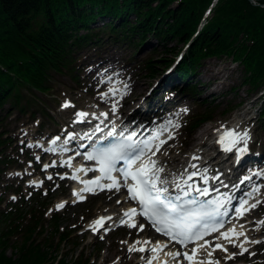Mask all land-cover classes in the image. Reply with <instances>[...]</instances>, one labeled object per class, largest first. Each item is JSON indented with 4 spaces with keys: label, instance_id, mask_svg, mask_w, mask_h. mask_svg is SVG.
Returning a JSON list of instances; mask_svg holds the SVG:
<instances>
[{
    "label": "rangeland",
    "instance_id": "rangeland-1",
    "mask_svg": "<svg viewBox=\"0 0 264 264\" xmlns=\"http://www.w3.org/2000/svg\"><path fill=\"white\" fill-rule=\"evenodd\" d=\"M212 14L213 12L210 16ZM129 18L134 20L135 14H130ZM99 24L100 22H95L92 25L97 30ZM100 35L103 37L101 44H89L79 51L75 68L66 73L56 74L49 91L41 93L24 90L22 105L15 107L1 122L0 129L7 132L11 138L7 147V156L12 162L7 167L3 166L5 171L0 174V194L5 199L2 208L7 210L12 209L11 203L19 200L21 196H29L33 190L41 188L49 193L51 190V195L56 199L53 208H50L46 216L50 218L54 210L60 211L67 232L73 233L64 242L60 241V234H53L50 239L55 244L56 253H63L73 260L82 252L86 259H92V263L95 264H123V250L128 249L129 244L135 241L141 243L146 240L151 241L156 233L150 228L139 231V227L133 229L126 225L117 226L109 232L92 231L90 225H93L100 214H112L116 207L125 209V202L117 203L122 201L124 196L104 193L91 197L85 202L76 203L72 199L73 186L70 180L63 179L56 173L53 176L52 171L44 169L43 160L47 158V154L35 143L59 131L63 123L75 115V109H71L73 113L66 112L62 104L71 98L76 109L94 110L104 105L114 115H117V108L122 106L121 112L117 115L121 118L137 105L136 113L141 108H148V111L147 114L135 113L134 118H145V120L152 119L157 112L162 115L163 110L167 109L168 112L174 107L181 115L180 120L176 122L180 127L170 130L174 138L169 139L165 149L156 156L164 161L165 169L169 172H177L184 166L182 161L192 152L193 146L199 143L193 138L199 129L210 126L209 135L205 138V142L210 144L213 141L211 137L214 135L215 127L236 119L244 122L245 129L250 130L252 138L247 147L250 152L251 148L254 149L243 157L239 168L248 169L250 164L261 163V172H264V126L259 113L264 106V83L259 87L249 88V84L244 82L246 73L241 63L227 56H214L202 60L197 72L190 76L189 80L193 85L196 84L190 90L185 80L184 82L174 80L176 78L174 69L187 49L186 43L172 39L158 44L156 39H151L144 45L135 47L122 38L114 41L111 36L106 37L107 33ZM149 58L156 61L154 74L150 73L146 66V60ZM161 59H168L169 62L164 64ZM104 72H112L114 77L109 78L108 73ZM108 79L105 85L103 82ZM113 82H116L117 87L123 88L122 95L118 101L114 97L108 104H103L104 94L115 93L110 89ZM131 82L137 83L136 87L141 86V91L133 104L124 107L123 96H127L134 89V85H130ZM104 85V90L100 92L98 87ZM114 105L116 111L112 110ZM202 114L209 115L210 119L189 131L194 118ZM204 149L209 155L215 154L218 150L209 148V145ZM37 157L40 159L37 160ZM219 158H223L222 154L217 156V159ZM233 159L229 157L222 164L227 166ZM48 176H52V180H48ZM31 181L37 183L43 181V183L40 186H33L30 184ZM16 187L20 192H16ZM261 191L263 195L259 199L260 205L247 215L245 222L248 223V238L264 241V226L258 223L264 221V189ZM12 197L16 199L13 200ZM63 200L67 202L62 203ZM61 203L64 207L58 208ZM48 228L53 231V228L49 226ZM23 239V233L15 236L12 242L13 248H10L12 253H15V246ZM246 244L249 245L247 247L249 253L254 252L256 255L244 253L237 263L228 261L225 252H217L209 259L219 260V264H264V243ZM230 252L239 254L240 248L232 244ZM108 255L113 256L112 262H105ZM205 260L203 258V261Z\"/></svg>",
    "mask_w": 264,
    "mask_h": 264
},
{
    "label": "trees",
    "instance_id": "trees-1",
    "mask_svg": "<svg viewBox=\"0 0 264 264\" xmlns=\"http://www.w3.org/2000/svg\"><path fill=\"white\" fill-rule=\"evenodd\" d=\"M214 0H0V124L22 105L23 91L45 93L56 74L75 68L79 51L101 44L102 33L114 41L139 47L178 39L187 49L175 66L176 78L192 90L194 75L207 57L227 56L241 63L249 88L264 83V0H218L199 29ZM135 14L131 20L130 14ZM100 22L98 29L92 25ZM137 50V49H136ZM160 61L168 63V59ZM155 59L146 60L156 73ZM264 126V106L259 111ZM209 118L199 115L190 128ZM8 133L0 129V174L11 164ZM20 192L18 188H15ZM0 194V264H95L83 253L70 260L56 253L53 234L68 240L61 214L48 218L54 202L42 190L22 196L3 209ZM50 228H53L51 231ZM24 239L13 248L15 236ZM52 233V234H51Z\"/></svg>",
    "mask_w": 264,
    "mask_h": 264
},
{
    "label": "snow or ice",
    "instance_id": "snow-or-ice-1",
    "mask_svg": "<svg viewBox=\"0 0 264 264\" xmlns=\"http://www.w3.org/2000/svg\"><path fill=\"white\" fill-rule=\"evenodd\" d=\"M106 95V94H105ZM63 108L74 107L69 101L62 104ZM113 111H116L115 105L113 106ZM102 116L107 117V113H102ZM78 121L83 123L85 118L89 116L87 112H78ZM102 123V121H101ZM169 125L172 128H179L180 125L169 121ZM167 127V126H166ZM96 131H102L99 124L96 126ZM112 137L111 140L106 145L96 147L92 152L87 155L88 160L96 161L99 164V171L102 173L101 177H97L93 181H83L86 185L84 191H94L95 189L88 187V185H96L102 190L107 188L109 191L112 189L119 190L122 186L127 189L130 193V198L134 201H138L140 205V211L138 213L136 208H132L123 213V217L120 218V225H127L130 228H137V223L133 220L136 215H141L151 223L158 233L170 238L171 241H175L183 248L192 243L196 244L197 241H201L205 236L210 235L213 232H218L224 227V221L220 219L227 215V210L221 211L225 206V203H231L232 197H225L224 199H213V200H200V196H207L209 190L207 187L200 188L194 184L188 183L193 177L197 175L203 180L204 184L208 183L209 177L207 176V169L199 170L198 165L190 164L189 167L197 169L192 171L187 175V179H183L180 182V178H177L175 174L173 179L169 180L167 176H163L165 173V163H161L158 159L154 157L158 152H160L161 147L167 142L166 140L159 139V134L153 137V140L147 139H136V133H125L123 130L117 134L115 125L106 134L105 139ZM72 138L71 136L69 137ZM169 138H174L171 133ZM251 132L249 129L239 130L230 129L227 130L224 135L219 139V143L223 146V150L226 152H232L234 149L238 152L240 156H243L247 151V144L251 140ZM60 137L57 136L52 144L55 145ZM242 145V146H241ZM165 154L166 153H162ZM40 158L37 157V160ZM200 157L192 156L191 160H198ZM123 162V167H117L118 164ZM49 165H45V170ZM84 171V169H80ZM94 170V169H89ZM187 169H185V172ZM114 172L120 173V178L123 180V185L121 184V179L113 176ZM253 175L258 177H264V172L256 171ZM77 179V177H72ZM48 180H52V176L47 177ZM101 179H108L111 183L102 185L100 184ZM213 179H219V177H213ZM245 180L251 179V177H245ZM132 181V183H129ZM40 184L43 181L39 182ZM31 185L37 186L36 181H31ZM170 185L173 189H179V192L173 194L170 192ZM218 191V189H217ZM259 188L253 189L252 192L246 194L247 197H252L255 192H258ZM196 193L197 195H193ZM74 195L80 196V193H74ZM83 199V197H80ZM13 200L16 197H12ZM120 203V201H117ZM261 203L257 201L256 203H250L248 198L241 199L239 202V207L235 209L236 216L238 218H243V216L250 212L252 209L257 208L258 204ZM58 208H63L64 204L57 206ZM112 217H100L90 225V228L94 232L104 229L108 231L110 229L105 228L106 221L112 220ZM131 221V222H130ZM259 224L264 226V221H259ZM244 227V225H241ZM144 225H139V231H143ZM229 232L231 235H229ZM229 232L221 233L224 239L233 243L234 247L240 248V255L244 253H249V249L244 247L246 243L260 244L264 241L251 240L247 237L246 232H238L236 228L233 227ZM243 236L245 239L239 244H236L233 240H239ZM103 238V236H101ZM219 239V237L217 238ZM126 243V242H122ZM204 244H197L196 247L191 249V254L189 251H175L169 252L167 255L171 257L175 264H184L187 261L188 264H205V261L199 260L198 254L201 249L205 247ZM141 244V241H135L130 247L129 252L138 251L140 253L149 252V258L146 260L145 264H153V261L157 260L158 253L166 248L167 245H160L159 242L155 246L145 247L151 245V241H144L145 246L137 247L136 245ZM219 249L221 251L227 252V248L223 245L216 244L212 251ZM250 255H256V253L251 252ZM209 257L212 256V252H208ZM235 253L227 256V259H233ZM183 257V260L180 258ZM143 259V257H142ZM163 264H169L167 260L163 261ZM207 264H219V260L207 261Z\"/></svg>",
    "mask_w": 264,
    "mask_h": 264
},
{
    "label": "bare ground",
    "instance_id": "bare-ground-1",
    "mask_svg": "<svg viewBox=\"0 0 264 264\" xmlns=\"http://www.w3.org/2000/svg\"><path fill=\"white\" fill-rule=\"evenodd\" d=\"M208 18L209 17H211L210 15H206ZM89 78L92 80V78L89 76ZM113 78V77H112ZM105 83V85H106V83H108V81H105L104 82ZM105 85L104 86H101V87H98V89H99V91L100 92H102V90H104V88H105ZM130 85H134V89L131 91V93L130 94H128L127 96H124V98H123V106L124 107H127V106H129V105H131V104H133V102H134V100H135V98H136V96H137V94L139 93V91H141V86H137L136 87V85H137V83H135V82H131L130 83ZM113 87V89L112 90H114V91H118L119 93H117V94H113V95H111V94H108L107 95V93H106V95L104 94V101H103V104H108L109 103V101H111L112 100V98L115 96V98H119V96H120V93L123 91V88H121L120 86H118V88H117V86H112ZM121 109H122V106L120 107ZM133 110H130V111H127V113H126V118H131V119H133L134 118V114L136 113V111H137V109H138V106L136 105V108H132ZM142 109V110H141ZM140 110H138V113H140V112H142V113H145V114H147V109L148 108H141ZM138 113H136V115H138ZM135 115V116H136ZM169 121H172V122H174V119H172L171 118V120H168V122H167V124L166 125H164V127L166 128V126H167V130L169 131L172 127L169 125ZM176 123V122H175ZM244 122H240V121H238V120H236V119H233V120H231L229 123H226V125H224V126H222V127H220L219 129L220 130H218V133L220 132V135L221 134H223V133H225L227 130H230V129H234V128H236V129H238L237 128V126L239 125L240 126V128H241V130H244L245 129V127L244 126H242V124H243ZM209 129H210V126H203L201 129H199V131L193 136V138H194V140H197V142H199V143H197L196 145H194L193 146V150H192V152H190V153H188L187 155H186V158L182 161L183 162V164L184 163H190V162H192L193 160H191V157L192 156H198V155H201V154H203L206 150L204 149V147L205 146H207L208 145V143H206L205 142V138L209 135ZM216 133V132H215ZM217 136H219V135H215V136H213L212 137V139L216 142V139H217ZM200 140V141H199ZM166 145L167 144H165L164 145V147L163 148H165L166 147ZM242 146V145H241ZM221 152H224V150H223V148L222 147H220V151H218L217 153H215V154H212L211 155V158L210 159H208V160H210V161H214V160H216L215 162H214V164H221L222 162H225V160L224 159H222V158H219V159H217V156H219V154L221 153ZM226 153H228V152H226ZM247 153V152H246ZM240 156V155H239ZM231 158V157H230ZM84 164H82V163H79V164H77V165H75V166H73V168H72V170H71V172H72V174H76L77 172H79L80 171V173L82 174L83 173V171H81L80 169H84ZM236 168V169H235ZM237 168L239 169V167L238 166H234V170H237ZM79 174V173H78ZM83 198L85 197V196H82ZM75 199H80V196H77V195H75V197H74ZM129 201V200H128ZM63 202H65V200H63L62 201V203ZM121 210H123L122 208H120V207H116L115 209H114V211L112 212V216L114 217V218H116L117 217V219L116 220H118V217L119 218H121L119 215L120 214H123V212L121 211ZM120 220V219H119ZM133 220L135 221V218H133ZM131 222V221H130ZM235 223V222H234ZM246 224H248L247 222H246ZM246 224H237V228H236V231H238V232H241L242 230H244V227H241V225H246ZM222 236V235H221ZM235 240V239H234ZM161 243H166V241H162ZM167 244V243H166ZM132 244H129V246H131ZM156 245V243H154V242H152L151 243V245H147L146 247H152V246H155ZM221 245H223V246H225V243L223 242ZM137 247L138 246H145L144 244H143V242L141 243V244H139V245H136ZM129 249V248H128ZM128 249H125V250H123V254H122V260H123V264H130V263H134V264H145V262H146V260L149 258V255H150V253L149 252H144V253H140V252H138V251H135V252H129V250ZM201 251V250H200ZM199 251V252H200ZM169 252H175V251H173V250H170V249H167V250H164V251H160L159 253H158V259L157 260H155V261H153V264H158L159 262V260H160V257H162V255L164 256V257H166V258H169L170 260H172L171 259V257H169L168 255H167V253H169ZM209 252H210V250H209ZM212 252V251H211ZM213 253V252H212ZM244 255V254H243ZM143 257V259H142V257ZM113 257V256H112ZM111 257V255H108L106 258H105V262H112L113 261V258ZM141 258V259H140ZM198 259V258H197ZM157 262V263H156ZM172 263L173 264H175L174 263V261H172Z\"/></svg>",
    "mask_w": 264,
    "mask_h": 264
}]
</instances>
